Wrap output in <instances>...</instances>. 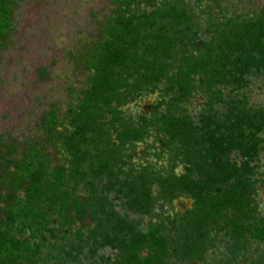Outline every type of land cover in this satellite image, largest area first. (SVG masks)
Instances as JSON below:
<instances>
[{"label": "rangeland", "instance_id": "rangeland-1", "mask_svg": "<svg viewBox=\"0 0 264 264\" xmlns=\"http://www.w3.org/2000/svg\"><path fill=\"white\" fill-rule=\"evenodd\" d=\"M121 1L13 0L14 30L0 45V208L4 207V200L25 195L19 185L9 190L11 180L5 171L8 167L10 173H15L12 163L23 160L28 149L35 147L44 151L53 168L69 167L70 156L63 150L60 139L67 134L71 108L88 87L92 75L89 70L91 51L101 41L109 20L122 9ZM163 4L183 13L179 16L171 12L154 29L166 28L164 34L171 54L162 58L170 66V75L186 56L196 54L197 48L217 39L224 29L220 25H228L232 20L239 23L257 20L264 14V0H142L133 6L132 12H152ZM236 33L225 34L238 42L241 37ZM150 36L141 38L137 45L140 55L135 56L132 68L143 64L142 47L159 39ZM234 47L239 49L237 43ZM255 57L260 55L257 53ZM164 82L136 89L125 96L126 103L120 107L114 104L113 108H118L122 118L117 128L123 132L117 134L109 129L103 137L96 136L89 142L86 153L85 147L81 148L88 161H84L78 175L87 179L76 186L73 197L85 203L93 194L96 220L89 218L88 222L81 223L75 220L76 213L65 211L73 217L71 221L66 220L57 206L49 217L53 234L44 235L46 241L38 264H124L121 240L146 231L151 223L164 228L170 243L179 240L177 235H181V244L188 240L190 247L196 245V251L190 254L184 253L185 247L175 253L171 247L175 244H170L169 255L160 264H264V241L257 240L254 234L245 233L239 239L230 230H215L203 242L188 238L187 233L180 232L183 229L179 223L171 222L191 211L195 202L189 194L170 200L172 196L168 192L171 181L179 183L180 179L188 177V185L198 191L200 203L214 206L219 191L204 192L207 176L221 174L225 164L233 171L247 167L245 175L256 181L252 195L255 220L264 219V130L254 126L258 113L264 110V70L252 69L240 84L222 83L215 94L206 81L197 78L195 90L187 101L179 104L181 113L189 117L194 126L201 127L200 120L207 118L221 125L219 130H215L218 129L215 125L210 126L211 132L223 133L227 138L237 129L242 110L251 112L254 129L239 126L240 133L253 136L243 147L248 153L232 145L225 158L217 161L205 151L211 149L208 142L199 150L194 143L191 147H182L179 142L170 143L155 127L147 129L143 141L134 139L131 134L134 129L142 127L143 122L157 112L167 111L172 95L165 91ZM50 115L58 120L52 135L48 130ZM115 122L109 114L106 125L114 126ZM190 162L198 165L196 173L189 176ZM93 178L100 181L91 187ZM142 180L151 183L149 188L155 200L148 213L133 211L129 203L132 189ZM71 187H75L74 184ZM64 192L63 189L55 191L60 195L56 199L59 205L65 201ZM66 205L69 206L68 201ZM48 213L47 210L46 215ZM149 251V248L143 249L141 255L147 257Z\"/></svg>", "mask_w": 264, "mask_h": 264}, {"label": "trees", "instance_id": "trees-1", "mask_svg": "<svg viewBox=\"0 0 264 264\" xmlns=\"http://www.w3.org/2000/svg\"><path fill=\"white\" fill-rule=\"evenodd\" d=\"M141 2L142 0H122L120 2L122 9L109 20L101 41L91 51L89 70L92 75L88 87L82 92L76 105L71 108L67 134L60 139L63 143V150L70 156L69 167H51L49 156L35 147L31 151L28 149L23 160L12 163L16 168L15 173H10L7 167L5 173L11 180L9 190L19 185L25 195L10 201L4 200L5 205L0 208V217L2 216L0 264L39 263L46 241L44 235L53 234L49 228L53 222L49 217L56 211L57 206H60L59 210L62 211L60 215L66 220L73 219L66 212L76 213L75 220L81 223L88 222L89 218L96 220L94 213L96 203L92 201L96 199L95 196L92 194L89 201L85 203L80 198L73 197L76 186L87 179L85 176L78 175L79 168H82L84 161H88V158L84 157L86 147L90 145L89 142L95 140L96 136L103 137L109 129L117 134L123 132L117 128L121 112L117 110L118 108H113V105L122 106L126 103L125 96H130L136 89L143 86H154L165 80V91L170 92L172 96L166 112L161 114L157 112L151 116L150 120H145L142 127L131 132L134 139L143 141L148 133L147 129L155 127L169 138L170 143L179 142L183 145L182 147H191L194 143L199 150L205 148L208 142L211 149L206 148L205 151L214 161L223 160L232 145L242 150L244 154L248 153L247 150L244 152L243 147L245 142L250 141L253 136L240 133V127L248 125L250 129H254L251 112L242 110L241 119L236 123L237 129L233 132L235 134L232 133L228 139L223 133L211 132L210 126L215 124L207 118L200 120L201 127L194 126L190 118L181 113L179 104L187 101L191 92L195 90L197 78L203 82L206 81L207 85L212 88L211 93L214 90L215 94L218 93V85L222 83L230 85L232 81L240 84L244 82V76L252 69L264 70V14L257 20L250 19L243 23L232 20L228 25H220L224 27L222 34L205 44L203 48L195 47L197 48L196 54L186 56L175 69V73L170 75V66L162 58L168 53L171 54L170 44L166 43L164 34L166 28L160 26L157 31L154 29L159 21L171 12L179 16H183V13L169 4H163L156 9L154 6L152 12H140L139 14L132 12L133 6ZM14 6L13 0H0V45L14 30ZM147 29L151 30L149 34ZM229 31L237 32L236 36L241 37L240 41L229 39L226 36ZM150 34L152 39L159 38L158 41L139 49L143 64L138 63L140 67L132 68V63L136 60L135 56L140 55V52H137V45L142 41L141 38ZM236 43L239 49L234 47ZM257 53L260 55L259 58L255 57ZM109 114L117 121L114 126L106 125ZM258 114L259 119L255 121L254 126L264 130V110ZM57 126V117L50 115L48 117L50 135L55 132ZM215 127L218 128L215 130H219L221 125L216 124ZM226 140H229L228 144ZM83 146L85 153L81 152ZM13 150L15 149L11 151ZM197 165L190 162L189 176L196 173ZM242 170L233 171L228 164H225L221 174L215 173L207 176L209 179L204 192L211 194L215 190L219 191L218 202L214 206L206 207L200 203L198 191L196 193V190L188 185V177H185L183 181L180 179L179 183L171 181V187L168 189L169 195L172 196L170 200L181 194H189L195 202L191 211L180 218L177 217L171 224L179 223L183 229L180 232L187 233L188 238L202 242L207 240L215 230H230L239 239H242L245 233L254 234L257 240L264 241V219L255 220L256 210L252 206L256 181H252L245 175L248 171L247 167L245 169L243 167ZM92 181L91 187H94L100 179L93 178ZM71 184L75 187H71ZM150 185L151 183L142 180L132 189L129 203L133 211L148 213L151 209L155 200L151 196ZM61 189L65 191L62 193L65 201L59 205L56 199L60 195H57L55 191L58 192ZM66 201L69 203L68 207ZM47 210L48 215H46ZM252 221L255 222L251 223ZM180 236L177 235L179 240H173L170 243L164 228L151 223L146 231L137 233L133 238L124 237L121 240L120 250L124 256L123 263L160 264L169 255L170 244H175L171 246L175 253L178 252V248L185 247L183 248L184 253L193 254L196 251V245L193 244L190 247V244H187L188 240L181 244L182 237ZM146 248L150 251L148 256L144 257L141 252ZM188 258L191 259L192 256Z\"/></svg>", "mask_w": 264, "mask_h": 264}]
</instances>
